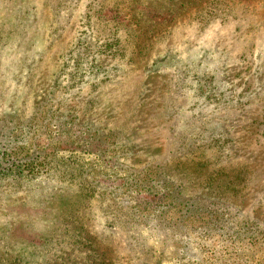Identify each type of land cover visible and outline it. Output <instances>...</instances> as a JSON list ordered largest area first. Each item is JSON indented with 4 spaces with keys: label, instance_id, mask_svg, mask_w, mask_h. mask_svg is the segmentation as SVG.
I'll return each instance as SVG.
<instances>
[{
    "label": "rangeland",
    "instance_id": "obj_1",
    "mask_svg": "<svg viewBox=\"0 0 264 264\" xmlns=\"http://www.w3.org/2000/svg\"><path fill=\"white\" fill-rule=\"evenodd\" d=\"M20 119L116 164L66 150L0 183V264H264V0H0V125ZM146 177L193 203L172 244L133 221Z\"/></svg>",
    "mask_w": 264,
    "mask_h": 264
},
{
    "label": "trees",
    "instance_id": "obj_2",
    "mask_svg": "<svg viewBox=\"0 0 264 264\" xmlns=\"http://www.w3.org/2000/svg\"><path fill=\"white\" fill-rule=\"evenodd\" d=\"M12 122L11 124L0 125V183L25 179L32 180L44 173H50V169L53 167L52 158L61 151L66 150L72 154L94 155L98 158H104V160L110 162L111 166L116 164V160L113 157L109 156L107 158L105 156L108 144L103 143L102 139L98 138L92 141L90 135L85 133V143L83 141L77 142L73 137L76 135L75 129L67 127L60 134H57L58 142L49 136L45 137L48 139L47 141L54 142L46 144L43 143L45 135L35 129V125L33 126L34 121L26 122L20 119ZM65 138L67 140L64 142ZM69 140L70 142H68ZM69 161L74 164L76 160L71 159ZM83 172L81 171V173ZM159 178L163 177L159 176ZM154 179L146 177L145 181L149 186L144 184L147 188H143L145 190L140 192L135 188L132 189L133 186L126 184L127 192L135 191L132 195L134 201H136L132 205L135 213L133 221L137 224L145 223L150 225V222L156 217L158 220L156 226L160 228V231L166 232L164 243L170 240L169 243L172 244V242L174 243L176 232L182 233L184 231L185 212H188L189 205L193 203L189 200H184V198L182 199L178 192L179 187L174 186L167 179H161L162 181L156 179L155 183H153ZM130 189L132 190L130 191ZM138 199L140 201H137ZM186 228L188 229V227ZM90 244L89 247L95 250L101 248L99 242L93 241ZM173 245L178 247L177 254L183 252L184 245L182 243L180 245L178 243L179 246ZM164 246L166 244L161 246L162 251ZM138 249L145 255L155 251L156 247L153 245H142ZM164 259V252H161L155 262L156 264H163ZM189 260L191 261L192 259L189 258ZM143 261L145 260L143 259ZM145 262L150 263L151 261Z\"/></svg>",
    "mask_w": 264,
    "mask_h": 264
}]
</instances>
